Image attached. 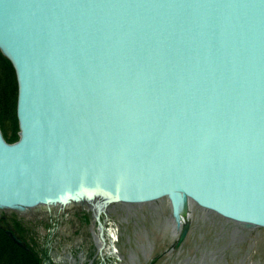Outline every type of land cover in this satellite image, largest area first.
<instances>
[{"label":"water","instance_id":"obj_1","mask_svg":"<svg viewBox=\"0 0 264 264\" xmlns=\"http://www.w3.org/2000/svg\"><path fill=\"white\" fill-rule=\"evenodd\" d=\"M0 52V211L96 198L102 237L109 207L165 199L171 250L193 207L264 229V0H0Z\"/></svg>","mask_w":264,"mask_h":264},{"label":"rangeland","instance_id":"obj_2","mask_svg":"<svg viewBox=\"0 0 264 264\" xmlns=\"http://www.w3.org/2000/svg\"><path fill=\"white\" fill-rule=\"evenodd\" d=\"M106 211L108 253L99 251L93 212L79 203L48 212L2 210L0 220L13 233L12 222L25 228L43 264H264V229L246 231L193 207L185 242L168 252L176 236L165 221L170 214L167 200L115 205Z\"/></svg>","mask_w":264,"mask_h":264},{"label":"trees","instance_id":"obj_3","mask_svg":"<svg viewBox=\"0 0 264 264\" xmlns=\"http://www.w3.org/2000/svg\"><path fill=\"white\" fill-rule=\"evenodd\" d=\"M18 82L11 62L0 52V130L8 143L19 140L18 119ZM0 220V264H43L42 257L32 244L28 234L19 222H12L14 234L27 244V248L17 245L3 229Z\"/></svg>","mask_w":264,"mask_h":264},{"label":"bare ground","instance_id":"obj_4","mask_svg":"<svg viewBox=\"0 0 264 264\" xmlns=\"http://www.w3.org/2000/svg\"><path fill=\"white\" fill-rule=\"evenodd\" d=\"M93 199H89V201L88 200H84V201L81 200V202L80 201L79 202H75L74 204L77 205L79 203V205L84 204L83 206H88V208L93 212V219H96L97 210L93 206H94V203H96V201H98L99 199L98 200L96 198L94 200ZM58 206L59 205H48V206L42 205V206H37V207H35L33 209L27 210L25 212H33V211H36V212H46L47 211L48 212V211H52L53 208H56ZM63 208L64 207H62V209ZM190 210H192V208ZM188 219H192V211L189 212V213H183L181 215V218H180V220H182V221H185V220L188 221ZM105 225H106V223H105ZM98 232L101 233V231H98ZM237 232H238V230H237ZM104 233H105V231H104ZM107 235L109 236V234H106V239H107ZM110 238L112 239L111 236H110ZM96 242H97V245H98V248H99L100 252L104 253L106 251V253H108L109 247L106 245V240L104 241V243H105L104 244L101 239L96 237ZM109 246H111V245H109ZM107 247H108V249H107ZM170 251H173V250H170Z\"/></svg>","mask_w":264,"mask_h":264},{"label":"flooded vegetation","instance_id":"obj_5","mask_svg":"<svg viewBox=\"0 0 264 264\" xmlns=\"http://www.w3.org/2000/svg\"><path fill=\"white\" fill-rule=\"evenodd\" d=\"M154 211H155V210H154ZM211 214H212V213H211ZM165 221L168 222V224H170L171 228L174 227V223H173V220H172V218H171V210H170L169 218H168V219L166 218Z\"/></svg>","mask_w":264,"mask_h":264}]
</instances>
